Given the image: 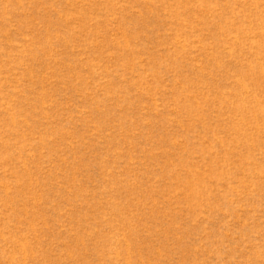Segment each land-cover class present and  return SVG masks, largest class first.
<instances>
[{"label": "rangeland", "instance_id": "374dc122", "mask_svg": "<svg viewBox=\"0 0 264 264\" xmlns=\"http://www.w3.org/2000/svg\"><path fill=\"white\" fill-rule=\"evenodd\" d=\"M0 264H264V0H0Z\"/></svg>", "mask_w": 264, "mask_h": 264}]
</instances>
